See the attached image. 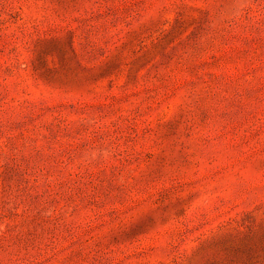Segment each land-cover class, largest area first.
Segmentation results:
<instances>
[{
  "label": "rangeland",
  "instance_id": "rangeland-1",
  "mask_svg": "<svg viewBox=\"0 0 264 264\" xmlns=\"http://www.w3.org/2000/svg\"><path fill=\"white\" fill-rule=\"evenodd\" d=\"M0 264H264V0H0Z\"/></svg>",
  "mask_w": 264,
  "mask_h": 264
}]
</instances>
